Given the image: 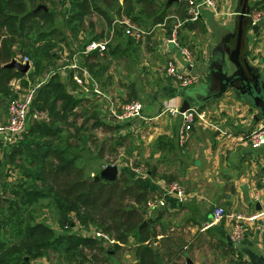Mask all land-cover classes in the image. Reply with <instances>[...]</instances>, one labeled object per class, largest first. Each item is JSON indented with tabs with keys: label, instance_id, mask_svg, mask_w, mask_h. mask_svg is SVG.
<instances>
[{
	"label": "trees",
	"instance_id": "1",
	"mask_svg": "<svg viewBox=\"0 0 264 264\" xmlns=\"http://www.w3.org/2000/svg\"><path fill=\"white\" fill-rule=\"evenodd\" d=\"M30 1L31 5L27 0H0V88H6L15 78L26 75L18 68L6 65L18 56L14 36L29 34L34 38L28 49L34 67L30 71L32 77L44 73L46 61L56 54L52 50L56 44L55 33L64 34L62 38L67 36L55 26L38 31L36 36L29 33L35 18L48 22L55 19L53 10L35 8L48 0ZM70 3L72 12L65 23L75 25L72 27L75 33L80 31L86 17L94 13L101 15L109 28L116 18L112 11L122 20L123 17H130L134 22H139L141 13L136 14L139 8L154 23H163L169 18L171 7L181 5L177 15L181 20L186 17L185 0L169 6H166L167 0L162 3L157 0H70ZM188 23L191 29L197 27V22ZM117 27V36H120V32H124V23ZM170 27L172 29V25ZM103 35L97 33L94 38ZM92 54L100 58L97 52ZM78 89L81 90L74 81L66 83L59 74H54L38 95H34L32 105L46 112L47 118L35 119L27 134L29 143L24 145L25 148L20 146L12 151L16 155L23 147L22 151L25 150L31 157L30 165L35 171L22 179L20 188L13 191L14 197L9 199L6 206L8 215L3 213L0 217V264H43L37 261L38 258L48 256L52 249L60 255H69L70 264H85L88 260L94 264H109L110 251L116 252L122 247L121 243H128L132 236L137 239L136 255L140 264H160L153 244L158 233L148 223L141 227L144 220H148L146 202L154 197V189L147 179L156 174V169L151 166L147 174L138 173L135 176L136 173L126 168L115 181L96 177L99 173L87 174L85 164L79 162V155L74 150L89 142V138H97L94 134H86L90 127H102L105 132L118 131L115 139L118 144H125L128 135L120 133L126 123L107 122L99 111L90 112L84 107L82 104L87 99L73 92ZM178 90L184 91L185 88L178 87ZM79 106L80 111L77 109ZM81 116L83 120L79 122L78 117ZM65 129L68 132L64 136ZM104 144L99 147L100 154ZM42 198H49L58 211L55 219L58 227L47 220L36 219L35 205ZM81 227L88 232L83 233ZM92 227L115 241L90 233ZM7 231L13 232V235H7ZM236 249L239 250V257H242L241 248L234 244L227 245L225 253Z\"/></svg>",
	"mask_w": 264,
	"mask_h": 264
},
{
	"label": "crops",
	"instance_id": "2",
	"mask_svg": "<svg viewBox=\"0 0 264 264\" xmlns=\"http://www.w3.org/2000/svg\"><path fill=\"white\" fill-rule=\"evenodd\" d=\"M259 2H264V0H258L256 4ZM261 4L254 6L249 3L250 12L264 5V3ZM231 6L233 11H237L236 3L234 6L231 1ZM205 14L203 20L197 21V25L201 21H207L208 15L213 16L208 11ZM169 16L180 18L175 12ZM124 19L127 20V17ZM233 20L232 26L225 23L226 37H224L226 33L223 32L224 36L219 38L218 47L222 45V49L219 47L221 54L214 55L216 52L213 50L212 65L209 63L210 66L207 70L204 67L207 78L202 88L205 91L193 93V96H197L199 99L197 104L205 120L197 119L187 128L185 137L182 139L180 137L181 117L179 114L170 115L161 111L153 114L145 113L144 110V117L131 119L122 128L124 132L120 131L125 135H129V133L133 135L139 132L144 119L154 118L155 122H159V126H154L158 129L155 137L151 135L149 139L144 138V141H140L146 148L144 154L142 151H138L135 156L140 159L145 158V162H153L152 166L155 167L156 174H148L150 176L147 175V182L153 187L154 196L163 193L164 199L160 206L152 211L153 213L147 212L146 214L150 228L158 233L153 244L160 264H199L197 260L199 254L205 251L222 250L225 253L227 245H233L231 243L232 238L230 239L232 223L227 217L215 221L213 218L215 208L223 205L228 211H249L255 207L254 195L256 192L264 197V149L252 147L244 137L262 118L258 117V110L244 99L241 90L231 85L222 91V81L217 74V70L224 63L228 64V71L230 70L231 42L228 37L234 31L237 34V15L230 19V21ZM163 23L155 24L163 25ZM173 26L174 24L172 28ZM253 34H255L253 28H248L245 52L250 64L264 74V51L260 52V49L264 50V45H257L254 49L255 54L250 55V49L252 50L250 39L258 36L264 38V22L260 24L259 34H255V37ZM123 35L115 36L114 39L117 38V40L114 42L113 51H109V45V50L102 56V59L92 53L80 52L75 56L76 51L71 54L65 52L64 58L67 62L58 68L62 81L73 82V75L77 72L82 73V67H87L99 85L104 90L109 91L107 86H104L106 84L105 79L102 80L101 78L102 73L107 72L112 64L108 59H113L120 52L130 55L132 52V44L130 43H139L131 39V36ZM222 38L224 42L220 43ZM128 41L129 43H126ZM175 51H177L176 48ZM169 52L160 49V53L165 56L164 64H161L162 67H158L161 77L165 76L162 75L163 66L166 65V61L170 57L171 52ZM86 55H89V59L86 58ZM93 56L96 58L95 61L90 60ZM227 59L229 60L227 61ZM87 60L93 65L90 66L86 63ZM74 64L79 65V67H74ZM234 66L237 69L235 63ZM33 68L32 65L28 72L32 71ZM136 68L139 69V66ZM235 68L231 72L229 71L228 75L232 74L236 70ZM134 69L135 65L131 70V78H133ZM47 71L48 69L44 71V74ZM112 77V74L106 75L107 80L112 79ZM163 81L166 82L161 90L163 93L158 95L160 99L155 100L160 109L167 103H179L178 94L183 95L178 90L179 86L172 84L170 78L168 80L163 79ZM73 92L76 96L83 98H90L89 96L94 94L92 91L76 93L77 91L73 90ZM154 95L152 96L154 97ZM92 97L97 98L95 95ZM99 112L101 117L109 118L104 103L101 104ZM160 137H162L161 140H159ZM126 162V165L132 170L131 162L129 160ZM174 180H178L185 186L186 193L184 195L167 190L166 186ZM52 224L58 227L55 219H53ZM81 229L83 233L88 232L84 227ZM89 232L100 235L99 230L95 227H92ZM121 245L122 247L116 252L110 251L109 264H140L136 255V237L132 236L128 243H121ZM245 246L257 251L260 248L263 249L264 235L260 233L257 226L254 225L247 230L241 243V247Z\"/></svg>",
	"mask_w": 264,
	"mask_h": 264
},
{
	"label": "rangeland",
	"instance_id": "3",
	"mask_svg": "<svg viewBox=\"0 0 264 264\" xmlns=\"http://www.w3.org/2000/svg\"><path fill=\"white\" fill-rule=\"evenodd\" d=\"M157 1L159 3H162L164 0ZM218 1L221 5V8L226 11L227 15H215L213 11H208L212 13L213 16L208 15V20L198 23L195 29H191L188 23H194V21H182L180 18H177L175 16H169V18H166L163 25H156L152 18L146 17L142 12L139 11L140 9L138 8L136 14L141 13V20H139V22H134L130 17L127 18V20L132 24L144 28L147 32H150L146 33L144 38L139 43H130L132 44V52H130V55L120 52L116 54L113 59H108L112 64L109 67L108 71H104L101 75L102 80L105 79L104 82L106 84L104 86H107L110 91H107V93L112 94V97H115L120 105L132 99L139 98L144 104L145 113H159L161 109L159 107V104L156 103L155 100L159 98L158 95L160 93H163L161 90L166 83L163 81V79H169L165 76H163L165 78L161 77L160 71H158V67H162V65L164 64L163 61H165V56L160 53V49L163 50L165 44L164 39L173 31V28L171 29L170 26L173 24H177L178 22L182 23L176 31L179 42L185 46H189L195 55V66L193 67V72L198 76V79L194 87H202V85L206 83L207 78L204 67H206L207 70L210 66L209 63H211L212 65L213 61L211 59L213 50H215L216 52L214 53V55L221 54L218 47V42L219 38L224 34L223 32L227 31L225 23L229 24L228 26L234 23V20L230 21L232 14H229V11L233 8L231 6V1L234 6L235 3L237 7L242 6V3L239 4V0ZM257 2L258 0H249V3L254 6L264 3L259 2L258 4H256ZM27 3L31 5L30 0H27ZM41 4H45L48 7V10L51 9L54 11L53 13L55 14V19L51 22H48L42 18H35L30 29L31 32L29 33H33L36 36L38 34V31L42 29H51V27L55 26L59 29H62L67 36L66 38H62L64 37V34H60L58 32L55 33L54 41H56V44L52 48V50L53 53L55 52L56 54H54L51 59L46 61L45 68L46 70L48 69L46 74H37L32 77L31 72H26L25 77L16 78L9 84L8 87L0 88V122L7 119L11 98L24 97L27 93L32 91V89H34V95H38L40 89L43 85H45L50 77H52L54 74H59L58 68L65 64V62H67V60L64 58L65 52L71 54L72 52L78 51L88 41L95 39V34L104 33L105 35L109 31L108 22L98 13H94L86 17L84 23L80 25V31L75 33L73 31L75 25L71 24L70 26L65 23L71 16L72 12L70 9V0H48L47 2H43ZM179 7H181V5H173L171 7L170 14L173 12L177 14V12H179ZM113 12L114 11H112L111 14L114 15V18L116 17L115 20H122V17H119ZM205 15L206 14H204V16ZM120 25L122 26L123 24ZM126 26L127 25L124 24V27ZM70 27L73 28L70 29ZM123 34L124 33L120 32V36H124ZM234 34L235 31L232 35ZM224 35L223 36L226 37L227 33ZM255 36L256 35L253 34V37ZM125 38L128 37L125 36ZM223 38L220 43L224 42ZM33 40L34 38L32 36L30 37L29 34H18L14 36V47L16 48L18 55L21 57L20 59H24L26 57H29V59H31L28 49L32 45L31 43ZM115 40H117V38L112 41L109 50L110 52L112 51V46H114ZM126 43H129V41ZM250 44H252L250 55H253L255 54L254 49H256L255 47L257 45H264V38L260 36L254 39L252 38L250 39ZM167 45L171 52L170 55H175L176 51L174 45L172 43H168ZM262 51L264 50L260 49V52ZM91 58L90 60L92 61L96 60L94 56ZM102 58L103 57L101 56L100 59ZM228 60L229 59H227V61ZM102 61L104 62V59ZM153 63L154 65H152ZM219 64H221V62H219ZM134 65V75L133 78H131V70L133 69ZM229 65V71L231 72L235 68V66L231 60H229ZM138 66L139 69L136 68ZM229 71L228 74L230 73ZM108 74L113 75V80L110 78L108 80L106 79V75ZM162 75L164 74L162 73ZM170 79L172 80V84L174 83L176 86L177 82L173 78ZM74 82L77 85L75 79ZM194 87H189V89H192ZM156 91L157 93H155ZM78 92L83 91L78 89L76 93ZM153 94H155L154 97L152 96ZM93 95H95V97L97 98L92 97ZM93 95L89 96L90 98H86L87 100H84L82 105H84V107H86L90 112L93 111L98 113L101 104L104 103L106 105V101L96 94ZM178 98L179 102L181 103L183 100V95L178 94ZM77 109L80 111L81 106H79ZM43 118H47V113L39 111L37 105L34 106L33 104L29 109V121L27 129L24 133H22V136L18 137V139L15 141L16 144L8 145L3 142L0 137V217H2L3 213L8 215L6 206L8 205L9 199L14 197L13 191H16L20 188L22 179H24L27 174L33 173L35 171V168L30 165L31 157L27 155L25 150H22L23 147L25 148L24 145L29 143L30 139L27 138V134L30 131L31 124L35 119L41 120ZM102 118L110 123L128 122L126 120H120V122H118V120H114L115 118L113 117ZM82 120V116L78 117L79 122H81ZM91 122H93V119H91ZM141 125L142 127H140L139 132L133 135L132 133H129V135L127 136V142L125 144L116 143L115 139L117 137L116 133H118V131L105 132L102 127H90L87 130L86 134H94L97 138H89V142H87L82 147L74 150L79 155V162L81 164H85L87 174H98L100 170L109 163L118 164L120 172L122 170H125L126 168L131 170V167L129 168L128 165H126V161L128 160L129 162H131L130 165L133 166L132 170L134 173H136L135 176H137L138 174L136 170L140 165L144 167L147 173V169L153 165V162H145V158L140 159L135 155L138 151H142L144 154V150H146V148L140 141H144V138L149 139L151 135H156L158 129L154 126H159V122H155L154 118H147L143 120ZM121 131L124 132L123 129H121ZM67 132L68 130L65 129L63 135L65 136ZM103 143H105L103 152L100 154L99 147H101V144ZM20 146H23L21 148V152L13 155V149H18ZM159 198L161 200L164 199L162 192L159 195ZM57 212L58 211H56L55 206L53 205V203H51L49 198H42L35 205L34 215L37 220H47L48 222L53 223V219L57 218ZM150 212L153 213L152 211ZM8 226L9 225H7L6 228L9 229ZM6 234L13 235V232L7 231ZM13 240H16V238H13ZM236 246L241 248L243 254L242 257H239L238 249L227 254L223 253L222 250H209L207 252L205 251L204 253L199 254L197 260L199 261V264H254L249 259L248 255L243 251L241 244H236ZM259 252L264 253V247L263 249L260 248ZM68 256L69 255H60L59 252L52 249L49 252L48 256L43 255L39 257L37 261L43 264H70Z\"/></svg>",
	"mask_w": 264,
	"mask_h": 264
},
{
	"label": "built area",
	"instance_id": "4",
	"mask_svg": "<svg viewBox=\"0 0 264 264\" xmlns=\"http://www.w3.org/2000/svg\"><path fill=\"white\" fill-rule=\"evenodd\" d=\"M185 10L186 17L182 21H199L203 19L206 11H213L215 15H227L226 11L221 8L218 0H185ZM229 14H232V18L236 15V11L230 10ZM249 15L252 19V24H261L264 22V6L253 9L249 12ZM123 23L127 25L124 27V34L131 36L137 42H140L144 38L145 34L150 32H147L144 28L138 25L130 23L126 19H116L104 37L88 41L83 49L75 52V56H77L80 52H97L100 56L105 55L106 51L109 49L110 43L117 35V25ZM180 24L182 23L178 22L177 24H174L172 33L164 39V52L170 51L167 45L168 43H172L177 51L175 55H170L169 59L166 61V65L163 66V74L165 77L173 78L177 82V86L185 88L186 90L189 87L195 86L198 76L194 74L192 70L195 66L194 52L189 46L181 44L178 40L176 31ZM16 58L21 62L29 61L33 64L29 57L20 59L21 57L18 55ZM73 66L79 67L77 64H74ZM73 78L82 91H92L94 94L100 96L106 101L109 117H113L118 121L144 117V104L141 99L135 98L120 105L118 100L115 97H112V94L107 93V91L99 85L87 67H82V73H75ZM33 99L34 89H32V91L27 93L24 97L11 98L7 119L0 122V137L6 144L10 145L15 142L26 130L29 121V109L32 105ZM182 102L167 103L161 107V112L168 113L170 115H180V137L183 139L187 128L191 124L195 123L197 119L205 120V118L200 111L199 105L193 101L189 108L185 111H181L180 108ZM206 122L211 124L209 121ZM244 137L248 140L252 147L264 149V118H262ZM136 171L141 175L147 174L142 165L137 167ZM166 188L170 192H176L179 195H184L186 193L185 186L178 180L171 181ZM254 197L256 203L259 202L260 207H257V204L255 203V207L249 211H228L223 205L217 206L214 210L213 218L215 221H219L225 217L231 221V238L234 245L241 244L249 227L254 225L257 226L260 233L264 235V197H262L258 192L255 193ZM161 201L162 200L159 196L149 198L146 202L147 212L155 211L160 206ZM99 233L111 242L115 241V239H111L108 234L101 231H99ZM85 264L94 263L88 260Z\"/></svg>",
	"mask_w": 264,
	"mask_h": 264
},
{
	"label": "water",
	"instance_id": "5",
	"mask_svg": "<svg viewBox=\"0 0 264 264\" xmlns=\"http://www.w3.org/2000/svg\"><path fill=\"white\" fill-rule=\"evenodd\" d=\"M180 0H167L166 6H169ZM242 3L241 7H237V37L236 42L230 44V60L235 63L237 69L230 75H228V64L224 63L217 70L219 75L223 90L225 91L227 87L234 86L242 91L244 99L248 101L252 106L258 110V117L264 118V74L260 73L257 68L252 66L248 60L247 54L245 52L246 43V32L248 28L252 27L255 34H259L260 24H252V19L249 15L250 6L249 0H239V4ZM48 7L45 4H38L36 9ZM7 66H14L26 73L30 70L32 64L29 61L21 62L17 58H13L12 61L6 64ZM191 92L205 91L202 87H194L190 89ZM184 95V99L180 110L185 111L192 103L191 95H186V90L181 91ZM120 172L119 165L116 163H109L105 165L96 177H101L115 181ZM257 207H260L259 202ZM148 221L144 220L141 227L147 224ZM231 239V237H230ZM231 243L234 242L231 240ZM243 251L248 255L249 259L254 264H264V253L251 248L242 247Z\"/></svg>",
	"mask_w": 264,
	"mask_h": 264
},
{
	"label": "flooded vegetation",
	"instance_id": "6",
	"mask_svg": "<svg viewBox=\"0 0 264 264\" xmlns=\"http://www.w3.org/2000/svg\"><path fill=\"white\" fill-rule=\"evenodd\" d=\"M236 37H237V34L235 35H231L228 37V40L233 43V42H236ZM222 45H220L219 47H221ZM222 49V47H221ZM186 95H191L190 98L192 99L193 102L197 103L199 101L198 97L196 96H193V92L190 91L189 88L186 89Z\"/></svg>",
	"mask_w": 264,
	"mask_h": 264
}]
</instances>
